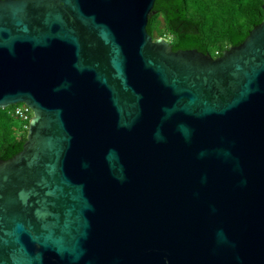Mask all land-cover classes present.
<instances>
[{
    "label": "water",
    "instance_id": "1",
    "mask_svg": "<svg viewBox=\"0 0 264 264\" xmlns=\"http://www.w3.org/2000/svg\"><path fill=\"white\" fill-rule=\"evenodd\" d=\"M154 1L0 0V264H264V18L213 57Z\"/></svg>",
    "mask_w": 264,
    "mask_h": 264
},
{
    "label": "trees",
    "instance_id": "2",
    "mask_svg": "<svg viewBox=\"0 0 264 264\" xmlns=\"http://www.w3.org/2000/svg\"><path fill=\"white\" fill-rule=\"evenodd\" d=\"M262 0H155L147 32L165 38L172 50L196 48L213 57L239 44L264 18ZM18 104V103H16ZM0 108V159L22 149L28 121Z\"/></svg>",
    "mask_w": 264,
    "mask_h": 264
},
{
    "label": "built area",
    "instance_id": "3",
    "mask_svg": "<svg viewBox=\"0 0 264 264\" xmlns=\"http://www.w3.org/2000/svg\"><path fill=\"white\" fill-rule=\"evenodd\" d=\"M13 111H14L15 115H17L18 117L25 119V120L26 119L29 120V118L32 115V111H31L30 107L24 103L16 104Z\"/></svg>",
    "mask_w": 264,
    "mask_h": 264
},
{
    "label": "rangeland",
    "instance_id": "4",
    "mask_svg": "<svg viewBox=\"0 0 264 264\" xmlns=\"http://www.w3.org/2000/svg\"><path fill=\"white\" fill-rule=\"evenodd\" d=\"M19 104V103H18Z\"/></svg>",
    "mask_w": 264,
    "mask_h": 264
}]
</instances>
